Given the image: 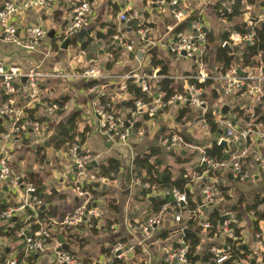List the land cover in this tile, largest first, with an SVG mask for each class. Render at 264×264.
<instances>
[{"label": "crops", "instance_id": "crops-1", "mask_svg": "<svg viewBox=\"0 0 264 264\" xmlns=\"http://www.w3.org/2000/svg\"><path fill=\"white\" fill-rule=\"evenodd\" d=\"M24 1L0 0V5L2 6L7 2L20 5ZM72 1L59 0L48 10L27 9L13 15L10 21L17 27L18 31L28 24H34L42 27L46 31V36L41 40L37 49L32 52L13 44L5 43L0 39V62L3 66L6 69L17 68L20 70L38 69L39 67V71L44 74L80 71L83 68L95 67L113 77H119L132 71L142 73L143 70H150V67L147 65L149 63V53L146 54L144 52L141 65L140 61L136 58L137 51L144 50L141 43L135 39L137 37L136 31L131 27L130 23H124L119 19L120 13L133 9L138 10L140 22L147 25L146 35L148 42H153L156 45L158 42L163 44L172 35L169 33L168 28L172 26L173 22L168 16L167 9L155 4L158 0H88L92 10L89 23L90 30L80 39L76 36L64 37L62 32L71 22L73 16L70 10ZM224 1L226 0H185L182 7L187 10L188 15L191 13H201L202 21L207 31L213 33L215 40L219 38L220 34L228 31L232 25L245 24L246 17L249 15L255 17L262 13V7L260 6L262 0H255V5H250L251 9L248 14L240 15L239 18L230 24L222 22L219 19V11L217 12L215 8L219 3ZM109 30L115 31L114 34H123L126 42L133 47V53L125 50L129 54L127 60H124V57L121 55L124 49L117 50L115 55L111 54L109 44L114 34L105 39L97 37V33L106 35ZM67 39H70L71 42L66 49H63V43ZM88 39H91V42L82 47ZM151 51H156L164 60L169 67L170 74H189L192 71L188 60L173 58L160 46L153 48ZM213 67L211 65L209 69H213ZM243 70L252 74L258 73L256 70ZM21 84L23 86V93L15 98L16 106H24L27 102V96L24 91L26 84L23 82ZM88 85V82L83 80H60L47 77L41 80L40 88L44 100L65 99L66 108L64 111H61L60 115L56 114L52 118H46L45 116L47 119V130L38 136L41 139V144H30L27 147V151H31L33 156V165L28 166L18 174H21L23 177L26 172L38 175L42 178L44 185L47 186L46 190L42 192L47 195H54L53 208H51L49 217L43 220L44 222H48L49 219L59 222L71 214L78 205L83 203L85 198H79L72 189L73 170L70 159L66 155V149L63 147L56 150L53 144H51L53 154L50 155L44 148V144L50 140L57 124L61 120L67 122L71 116L76 115V138L81 142L83 152L98 156V162L110 156L117 157L122 162V155L127 163L125 165L122 162L123 169L119 180L106 185L104 189L102 187H94V189L101 193L95 199L93 195L89 194L90 203L94 204L101 211V220L95 224L96 233H93L91 227L89 228L87 225L82 224L73 227L70 231V236L72 235L73 238H64L69 246L68 253L70 252L80 264H98L97 262L107 260L101 253L102 250L111 248L113 241L119 239L126 245L128 250L125 264H163L164 257L174 249L175 244L180 239L176 233L178 225L173 221V209L170 208L166 210L167 212L165 211L162 224L154 231L144 248L136 247L138 238L129 231V225L131 226V224L143 221L148 216L153 215L152 206H150L152 202H149L150 198L158 197L161 200L163 196L152 193L146 199L137 197L138 192L131 187L129 176H127L125 171L128 167V162L135 155L143 154L152 148L160 147V142L166 135L175 134L182 138L187 146L179 151H163L164 153L161 154L163 164L170 166L174 175L178 174L182 169H186L190 173L197 166L202 151L210 148L212 142H218L221 137L217 138L211 135V133L205 132L197 121L198 112L190 106H187L190 111L189 118H185L188 120L177 121L179 111L185 109L186 106H173L167 107L150 119H146V115L143 114H137L132 117L135 124H138V128H135V130H140L143 133L142 137L139 139L133 135L127 140V146H116L111 143L100 129L99 120L96 118L92 108L93 96L88 93ZM106 94L108 97L115 98V101H113L114 112L124 120L130 119V116L127 114V102L130 96L123 94L121 86L118 83L113 84L106 90ZM2 103H4V97L0 88V105ZM225 103L229 106L230 110L224 117L232 121L235 126L245 121L242 117L238 116V112L243 113V117L248 118V120L250 116H253V120L256 122L254 114V107L256 105H250L246 101L235 99H232L229 104L228 102ZM247 107L249 108V112L246 111ZM236 109L238 112L233 113ZM37 116L41 118L40 116L42 115H39L37 111ZM2 121L3 124L2 126L0 124V129L9 127L8 120L4 119ZM256 123L260 124L264 129L263 120ZM26 139L24 138L22 141ZM16 143L12 146L10 158L14 170L17 169V166L19 167L20 161L24 157L27 158L26 153L20 152L17 154V151L14 149ZM254 149L260 151V145L258 143L255 144L253 146ZM15 154L18 155L17 158H14ZM50 159L54 161L51 162ZM154 160L155 158L152 159V161ZM184 161L187 163H184ZM258 167V163L251 158L246 160L244 170L247 178L243 181L253 179V182L249 185L248 194L243 200L241 199L242 197L239 199L241 202L232 200L223 204V200L218 193V204L215 206L223 209L235 206L242 215L244 252L247 253L250 259L243 264H264V222H259L258 231L254 230L252 227V214H246L244 211L246 205H250L248 204L249 201L255 200L257 197L264 199V176L260 174ZM228 174H231L229 170L223 171V179L226 181L234 180L233 178L230 180ZM203 177L206 176L204 175ZM126 178H128V185ZM202 181L205 183V179ZM202 181H199L197 176L192 180L189 188L195 195H200ZM101 189L106 192L102 194ZM0 194H2L0 199H8V202L13 204L12 206H18L22 197L21 190H16L12 194H7L6 192H0ZM228 195L230 199H234L229 192ZM245 200L246 202L244 203ZM112 206L117 207V215ZM259 210L264 211V205H260ZM218 213L221 216L226 212L222 210ZM204 215H206L205 212L202 213V218ZM142 217L144 218L141 220ZM107 220L114 222L113 225L116 226V233L111 234L109 229L106 228ZM0 227H4L3 224L0 223ZM57 230L62 231V229L57 228L53 233L55 234ZM166 233L167 236L163 239L162 237ZM257 233L260 235L259 240L255 238ZM222 242L223 237L213 240L207 238L206 234L203 233L200 236V246L198 248L201 262L197 264H207L204 259L206 258V253L212 248V244L217 243L219 245ZM79 243L80 245L83 244V246H79ZM137 250L141 252L139 255L136 254ZM7 255H16L20 259H23V244L20 239L14 237L12 241L0 237V256L6 257ZM31 258L33 259L32 264H51L52 252L47 251ZM84 261L87 263H84ZM27 262L29 263L26 264H31L29 259Z\"/></svg>", "mask_w": 264, "mask_h": 264}, {"label": "built area", "instance_id": "built-area-1", "mask_svg": "<svg viewBox=\"0 0 264 264\" xmlns=\"http://www.w3.org/2000/svg\"><path fill=\"white\" fill-rule=\"evenodd\" d=\"M59 0H25L20 5L12 2H7L0 5V39L9 44L18 46L26 51H35L46 36V31L34 24H28L22 30L18 31L13 25L10 18L21 11L27 9H43L48 10L53 4ZM185 0H158L155 4L159 7H164L168 11V16L173 24L168 28L169 33L187 17V10L182 7ZM237 3L240 8L241 15H246L251 9L247 0H226L219 3L223 8L219 11V16H224L225 13L230 14L233 7ZM70 10L72 13L71 22L64 28V37H73L77 32L89 26L90 16L92 13L88 0H73ZM198 19L193 21L190 29L179 33L178 35H170L165 43L159 42L154 44L148 42L146 29L142 28V23L139 19V12L136 9L122 12L119 14L120 21L124 23L138 22V30L136 34L138 41L143 46L145 53L148 54L153 48L160 46L173 58H184L190 62L191 72L189 74H168L167 76L160 74V69L150 67V70H143L142 73L137 71L129 72L119 77H113L103 73L99 68H83L80 71L57 72L52 74L41 73L38 69L30 68L20 70L17 68L6 69L0 62V88L4 103L0 105V120L9 121V127L0 129V192L3 187H7V194H12L11 190H21L22 197L18 206L8 207L0 214V223L5 224V227L12 228L17 220L23 222L24 226L19 229L15 238L20 239L23 244V259L16 255L0 256V264H26L28 259L34 256L41 255L47 251L52 252L51 264H80L70 253L62 251L61 244L54 235L53 231L57 228L76 227L79 225H87L93 228L94 221L101 220V211L95 205L90 204V197L87 191H84L85 186L99 184V188L110 183H115L120 179V175L109 177L98 176L91 170L92 163H98L99 157L93 156L87 152H83L81 146L73 144L66 148V155L70 159L72 167V189L79 198H85L83 203L78 205L75 210L63 220L54 222L48 220L44 222L39 218L38 210L42 205L39 198L36 196L37 190L29 184L24 185L21 174H16L11 165L12 146L16 141L23 140L27 135L40 136L47 130V123L43 124L38 121L39 116L30 118L25 110L36 109L40 117L52 118L59 110L56 104L47 105L41 92L40 82L44 78L60 79V80H83L88 82V93L93 96L92 108L96 118L100 123L101 131L108 137L112 144L116 146H127V140L131 136L141 138L143 133L140 130H135V121L132 119L137 114L147 115L150 118L163 111L165 107L173 106H190L198 112V123L205 132H209L205 122L206 100L204 96L208 95L206 82L210 81L217 87V91L221 97L212 103V117L215 123L225 130L224 139L230 147V156L228 162L217 163L212 159L203 156L204 151L198 160V164L205 165L212 171L229 170L233 179L243 181L247 178L243 166L248 158L258 163L260 174L264 176V129L260 124L253 120L250 116L249 120L243 123L232 124V121L226 119L222 114L223 106L227 105L224 99L232 98L239 101H246L250 105H256L264 99V65L255 69L257 74L245 72L240 69L243 75L237 74V68L221 73L216 72V68L209 69L211 63H208L206 44H207V29L202 21L201 13H196ZM220 19V18H219ZM225 22L223 19H220ZM264 22V7L262 13L258 16H248L245 21V29L249 30L247 34H240L236 31H231L229 42H224L222 47L228 45L233 49V58L237 49H248L255 44L254 26ZM148 42V43H147ZM111 51L124 49L129 53H133V47L126 42L123 34H114L112 41L109 44ZM185 53V57L182 53ZM150 57V56H149ZM142 61H140V65ZM25 80L24 91L27 96V102L24 106H16L15 98L23 93L22 80ZM168 79L173 83L182 84V92L173 95L166 103L163 102L166 92L162 90L160 83L162 80ZM189 80H193L202 87L189 84ZM127 81H132L145 96V100H134L131 94L127 92ZM118 83L124 95H129V100H134L130 107H127V114L130 119L124 120L121 116L114 112L113 101L114 97H108L106 90L113 84ZM212 88V87H211ZM128 100V101H129ZM245 104V103H244ZM66 104L63 106V110ZM242 109V108H241ZM2 126V125H1ZM133 131L135 133L133 134ZM219 143V141H218ZM259 144L261 150H253L255 144ZM186 142L175 134H168L160 142V147L165 151H179L186 147ZM133 157L128 162L126 168L129 182L134 190L147 189L148 184H142L140 178L134 172L132 166ZM123 169V168H122ZM122 172V170H121ZM207 175V172L203 176ZM197 177L199 181L204 180V177ZM195 176L192 177V180ZM20 180L22 181L21 183ZM219 181L215 178L205 180L201 186L200 196L203 205L207 208H214L217 204L218 191L216 186ZM164 195V194H163ZM172 197L175 203L173 207V221L178 225L176 233L180 239L178 244L182 248L171 250L163 259V264H190L188 261V246L183 243V232L189 229L186 222L190 219H202V211L198 207L197 210L190 212L186 209L187 198L183 193L172 191ZM167 206L163 207L158 213L148 216L143 221H137L131 226L129 231L138 238L136 247H143L151 239L154 231L162 224L163 216ZM167 212V211H166ZM27 214V215H26ZM225 214V213H224ZM227 219L221 227V237L230 240V246L235 245L241 240L235 233V230L242 227V222L236 218L234 213L227 212ZM32 220V221H31ZM203 221V219L201 220ZM199 221L204 234L210 231L209 223ZM32 226H37V230L33 231ZM111 234L116 233V226L111 225L109 228ZM242 234V233H241ZM243 235V234H242ZM243 238V237H242ZM256 239H260V235H255ZM242 240V245H243ZM238 246V244L236 245ZM241 246V243H240ZM244 248V245H243ZM126 245L116 239L110 248V257L106 264H110L112 260L127 261ZM228 247L220 248L212 247L208 251V255H212L213 264H222L228 260L231 255L228 253ZM243 254V252H241ZM27 259V260H25ZM250 260L246 255L244 260L234 261V264H243ZM32 264V262H31Z\"/></svg>", "mask_w": 264, "mask_h": 264}, {"label": "trees", "instance_id": "trees-1", "mask_svg": "<svg viewBox=\"0 0 264 264\" xmlns=\"http://www.w3.org/2000/svg\"><path fill=\"white\" fill-rule=\"evenodd\" d=\"M169 1V0H165ZM247 2L252 6L255 5V0H247ZM261 7H264V0H262ZM216 11H222L223 8L220 7L218 4L216 6ZM240 8L237 3H235L233 7V11L230 14L225 13L224 16H219L220 19H223L227 23L234 22L239 16ZM198 16L196 13L189 14L180 24H178L172 31V35L176 36L179 33H183L190 29V25L193 21L197 20ZM202 19V18H201ZM138 22L134 21L131 22V27L137 31ZM147 25L143 24L142 28L146 29ZM255 32V44L253 47H250L248 49H237L233 60L230 59L229 54L227 51L222 47V44L224 42H229V35L231 31L239 32L240 34H247L249 33V30L245 29V24H235L232 25L228 31H225L224 33L220 34L219 38L215 40V36L211 31H207V44H206V52H207V58H209L208 63L210 62L213 69L216 68V72L226 73L233 68L239 67L240 69H257L260 66L264 65V22L259 23L254 26L253 28ZM115 31L109 30V32L106 35H102L100 33H97L98 38H107L109 36H112ZM91 42V39H88L85 44H83L82 47H84L86 44H89ZM116 51H111V54L115 55ZM149 65L152 68H158L160 69V74L167 76L170 74V70L168 65L164 62V60L159 56V54L156 51H150L149 52ZM212 69V71H213ZM189 84L196 85L197 87H202V85L198 84L197 82L193 80L188 81ZM213 82H206V86L208 88V95L204 96V99L206 100V114H205V122L207 124V127L209 129V133L211 135L218 137H221V132L223 130L222 127H220L217 123H215L214 118L212 117V103L213 101L219 99L221 97L220 93L217 91V87L214 85ZM127 92L134 97V100H145L144 94L141 92V90L132 83V81H127ZM160 86L163 91L166 92V96L163 100L164 103H166L173 95L176 93L182 92V84L181 83H173L172 81L168 79H164L161 81ZM212 87V88H211ZM133 99L127 102V107H130L133 104ZM47 105L56 104L59 108V110H63L64 104H66L65 99L60 100H44ZM165 107L164 109H166ZM26 113H28L30 118H36L37 110H25ZM234 112H238V110H234ZM190 111L188 107L186 106L185 109H182L179 111L177 116V121L181 120H188L185 119L186 117L189 118ZM254 114H255V120L256 122L262 121L264 122V100L260 101L256 106L254 107ZM238 116L242 117L244 120H248V118L243 117V113L238 112ZM146 119H150L149 116L146 115ZM40 123L46 124L47 119L44 117H41L38 119ZM135 128H138V124L135 125ZM77 116L73 115L71 116L68 121L65 123L63 128L61 129V132L55 142H53V146L56 150H59L63 147H70L73 144H77L81 146V142L77 140ZM165 150L161 147L152 148L146 153L135 155L133 158L132 166L134 168V172L137 174V176L140 178V181L142 184L146 183L148 184L149 188L147 189H138V196L146 199L148 196H150L152 193H156L158 195L161 194L163 198L160 200L155 201L154 203H150L152 206V214L158 213L163 207L167 206V209L175 207V203L172 197V191L176 190L179 193H183L186 195L187 198V204L186 209L190 212L197 210V204L195 201V194L191 191L189 186L192 184V175L195 174L197 177H202L205 172H207L205 179L208 181L210 178H215L219 182L221 179H223V170H216L212 171L208 169L203 164H197L196 167L193 168V170L189 173L186 169H182L178 172V174L174 175V172L170 166H166L163 164L161 154H163ZM168 153V152H166ZM171 153V152H170ZM203 156L212 159L213 161L217 163L223 162V156H224V149L218 145L217 141L212 142V145L210 148L204 149ZM155 158L154 161L152 159ZM184 163H187L184 161ZM245 166V165H244ZM243 166V171H244ZM95 168V169H94ZM122 162L114 156L105 157L104 159L100 160L97 163L96 167H91V170L94 171L98 176L102 177H111L112 176H118L121 174L122 170ZM24 185L29 184L32 185L36 190L41 188L44 185V182L42 178H40L38 175L33 173H28L24 175L22 179ZM203 182V181H202ZM72 185V183H71ZM203 185V184H202ZM216 189L218 193L220 194L221 198H223L226 202L230 200V197L228 195L229 188L223 186L221 183H219L216 186ZM102 190V189H101ZM84 191H87L89 194L94 196V199L99 196L101 193L98 192V190L94 189V185H89L84 187ZM106 192V191H105ZM104 190H102V194L105 193ZM164 194V195H163ZM36 196L41 201L42 205L40 206L38 210L39 218L41 220H45L49 217L51 213V208H53V202H54V195L50 194H44L43 192L36 193ZM150 202V201H149ZM13 204L8 202V199L3 200L0 199V214L3 213L8 207H11ZM92 204L90 203L89 206ZM94 205V204H93ZM260 205H264V199L257 197L252 204L246 205L245 207V213L246 214H252L253 221H252V227L254 230L258 231V224L259 222H264V211H260L259 207ZM112 208L115 211V214H118V209L116 206H112ZM231 213H234L236 218L239 220V222L243 221L241 213L238 211V209H233L230 211ZM206 214V213H205ZM203 219V221H201ZM198 219H190L186 222L187 227L189 230L193 231L195 236L192 235H183V243L188 246V261L190 264H197L201 262L200 255L198 254V248L200 246V234H203L201 226H199V221L209 223L211 226L210 231H207L205 234L207 238L209 239H219L221 238V227H220V215L218 212H212L207 213L204 215L203 218ZM32 221V220H31ZM93 233H96V222H93ZM106 228L108 229L114 222L107 220ZM0 227V237L14 240L16 232L21 229L24 224L20 220H17L15 223V226L12 228ZM73 227H65L60 228L61 230H57L55 232V236L58 237V235L62 236L66 239H72V235L70 236V231ZM104 227V229H106ZM32 230H37V226H32ZM242 231L243 229H237L235 230L236 235L241 239L239 242H237L235 245L230 246L231 242L228 239L223 238V242L221 244L213 243L211 247L220 248L222 246H227L229 249V254L231 257L223 262L222 264H234V261L244 260L247 253L243 250L242 245ZM167 236V233L162 237L165 239ZM241 243V246H240ZM238 244V246H236ZM179 248H182V245L175 244V247L173 250H177ZM110 248L103 249L102 254L106 257H110ZM243 252V254L241 253ZM70 253V252H69ZM141 252L137 250L136 254H140ZM71 254V253H70ZM5 255V254H3ZM74 255V254H73ZM212 255H208L206 253V258L204 261L207 264H213L212 261ZM29 261H33V259H29ZM84 263H87L84 261ZM110 264H125L123 261L118 260H112Z\"/></svg>", "mask_w": 264, "mask_h": 264}, {"label": "water", "instance_id": "water-1", "mask_svg": "<svg viewBox=\"0 0 264 264\" xmlns=\"http://www.w3.org/2000/svg\"><path fill=\"white\" fill-rule=\"evenodd\" d=\"M154 7H155V6H154ZM89 30H90V26H88V27H86V28L80 30L79 32L76 33L75 36H76L77 38L80 39V38H82V36H83L86 32H88ZM70 42H71L70 39L65 40V42L63 43V49H66L67 46L70 44ZM224 49H225V50L227 51V53L229 54L230 59L233 60V49L230 48L228 45H225V46H224ZM144 52H146V51H144V50H143V51H142V50H141V51H137V53H136V58H137L138 61H141ZM182 56L185 57V53H184V52L182 53ZM236 72H237V74H239V75H243L242 71H241L239 68H237ZM22 82L25 83V80L23 79ZM229 110H230L229 106H227V105L223 106V108H222V114H223V115H226V114L229 112ZM61 113H62L61 111H58V112H57L58 115H60ZM5 119H6V118H5ZM1 121H2V120H0V124H1ZM65 123H66V122H64L63 120H61V121L59 122V124H57V126H56V128H55V130H54V133L52 134L50 140L44 144V148L47 150V152H48L50 155L53 154V153H52V149H51V144L57 140V138H58V136H59V134H60V132H61V129L63 128V126L65 125ZM232 124H233V123H232ZM134 133H135V131H133V134H134ZM224 135H225V130H222V132H221V139L219 140L218 145L224 149L223 161H224V162H228V161H229V156H230V147H229L228 142L224 139ZM96 166H97L96 163H92V167H96ZM228 178H229L230 180L232 179L231 174H228ZM21 182H22V181L20 180L19 183H21ZM126 182H127V185H128V178H126ZM94 187H95V188H99V184H94ZM46 188H47L46 185L42 186L41 188H39V189L37 190V193H40V192H42V191H45ZM104 188H105V186H102V189H104ZM3 192H7V187H3ZM1 196H2V194H0V197H1ZM157 200H159L158 197H156V198H150V202H152V203H153L154 201H157ZM195 201H196L197 206L201 209V211H202V212H205L206 214H207V213H212V212H220V211H222V210L225 211V212L227 213V212H230L231 210H233V209L235 208V206H232V207H229V208H224V209H223V208H220V207L207 208V207H205V206L203 205V203H202V201H201V196H200L199 194H196V195H195ZM226 213H225V214H222V215L220 216V225H222L223 222L227 219L228 215H227ZM183 234H184V235H192V236H195V234L193 233V231H191V230H189V229L184 230ZM57 238H58V240H59V242H60V244H61V248H60V249H61L62 251H64V252H68L69 246L67 245L65 239H64L62 236H60V235H59ZM243 250H245V247L243 248Z\"/></svg>", "mask_w": 264, "mask_h": 264}, {"label": "rangeland", "instance_id": "rangeland-1", "mask_svg": "<svg viewBox=\"0 0 264 264\" xmlns=\"http://www.w3.org/2000/svg\"><path fill=\"white\" fill-rule=\"evenodd\" d=\"M183 6V5H182ZM135 39H137V42H138V36L135 37ZM121 55L124 57V60H127L129 58V54L123 50V52L121 53ZM112 59H114L113 56H111ZM250 70H255V69H250ZM234 100V99H233ZM225 102H228L231 103L232 99L231 98H227V99H224ZM246 111L249 112V108L247 107L246 108ZM231 116V115H230ZM3 124V121H1V125ZM28 136V138L26 139V137ZM25 137L26 140L24 141H16L17 143L15 144L14 146V149L17 151V154H19L20 152L22 153H26L25 155L27 156L24 157L22 159V161H20V164H19V167L17 166V169H15V173H20V171H24L28 166L30 165H33V156L31 154V151H27V147L30 145V144H41V139H39L37 136H34L32 134H29ZM28 143V145H27ZM17 154L14 155V158H17ZM121 158H122V162L123 164L127 163V161L123 158V156L121 155ZM51 161V159H50ZM49 161V162H50ZM54 160H52L51 162H53ZM61 162V161H60ZM41 164V163H40ZM52 164V163H51ZM251 182H253V179H249L248 181H237V180H232V181H226L225 179L222 180V185L229 188V193L230 195H232L234 197V199H230L228 200V202H231L232 200H235L237 202H241L239 199L241 198L243 200V198L248 194L249 191L248 188H249V185L251 184ZM12 193H14L12 190H11ZM217 199H218V196H217ZM223 204L224 203H227L223 198ZM254 200H251L249 201L248 204H252ZM246 202V200L244 201V203ZM144 217L141 218V220L143 219ZM3 224V223H1ZM5 225V224H3ZM243 231H244V228H243ZM200 236H202V234H200ZM19 243V242H18ZM79 246H83V244L80 245L79 243ZM86 247V245H85ZM108 262V258L107 260H103L102 262H97L98 264H106Z\"/></svg>", "mask_w": 264, "mask_h": 264}]
</instances>
